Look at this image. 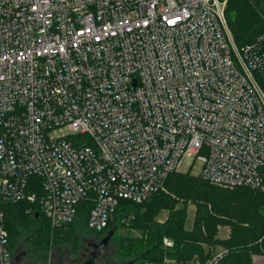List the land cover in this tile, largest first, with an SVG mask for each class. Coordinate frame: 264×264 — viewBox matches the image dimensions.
Returning <instances> with one entry per match:
<instances>
[{
    "label": "built area",
    "instance_id": "2783aa9c",
    "mask_svg": "<svg viewBox=\"0 0 264 264\" xmlns=\"http://www.w3.org/2000/svg\"><path fill=\"white\" fill-rule=\"evenodd\" d=\"M227 2L0 0V264L7 204L99 232L195 163L264 191V31L239 46Z\"/></svg>",
    "mask_w": 264,
    "mask_h": 264
},
{
    "label": "trees",
    "instance_id": "16d2710c",
    "mask_svg": "<svg viewBox=\"0 0 264 264\" xmlns=\"http://www.w3.org/2000/svg\"><path fill=\"white\" fill-rule=\"evenodd\" d=\"M225 13L239 46L254 42L264 31V0H228ZM190 204L195 205V214L188 227ZM35 206L19 202L5 207L12 254L23 239L29 246L27 256L46 264L53 248L80 246L90 230L85 214L72 225L53 227ZM163 212L166 215L160 218ZM122 227L138 234H120ZM109 228H115L113 259L125 263L208 264L221 252L216 264H253L254 255H264V191L228 188L191 172H173L165 190L141 203L123 201ZM222 229L226 235H221ZM165 238L173 244L166 246Z\"/></svg>",
    "mask_w": 264,
    "mask_h": 264
},
{
    "label": "rangeland",
    "instance_id": "374dc122",
    "mask_svg": "<svg viewBox=\"0 0 264 264\" xmlns=\"http://www.w3.org/2000/svg\"><path fill=\"white\" fill-rule=\"evenodd\" d=\"M228 4V2H227ZM198 164L195 163L194 166H193V170H192V174L195 173V171H197L198 169ZM186 166H184L185 168ZM183 168V169H184ZM194 214H195V205L193 204H190L188 206V212H187V221H186V225L188 227H190L193 223V219H194ZM166 215V212H163L160 216V218H163L164 216ZM118 233L120 234H138V231H135V230H128L126 228H119L118 229ZM117 234V232H116ZM227 234V231L226 229H222L221 231V235H226ZM84 236H86V232L83 234ZM68 245H63L61 247H55L52 249L51 253H50V256H49V260L46 264H53L55 262H57L61 257H63V255L65 254V250L67 248ZM109 249V252L106 254L107 258L109 260L112 261V264H124L126 261L124 260H116V259H113L114 258V251H115V243L114 241H111L110 244L108 245L107 247ZM26 251V254L24 256L21 257V259L19 260L18 263H15L14 262V257L16 254H20L22 253L23 251ZM29 250V246L27 245L26 241L21 239L20 242H18V246L17 248L13 251V263L14 264H36L34 261H32L30 259L28 255V251ZM220 250V248L218 249Z\"/></svg>",
    "mask_w": 264,
    "mask_h": 264
},
{
    "label": "flooded vegetation",
    "instance_id": "af4514ba",
    "mask_svg": "<svg viewBox=\"0 0 264 264\" xmlns=\"http://www.w3.org/2000/svg\"><path fill=\"white\" fill-rule=\"evenodd\" d=\"M111 229L113 228H107L103 233H96L92 230H88L86 236L82 237L78 248L67 246L65 254L60 258L59 263L85 264L89 260L91 252L94 250L93 245L99 243ZM111 241H113V237L109 240L108 244L104 247V251L95 259L93 264H112V261L106 256L109 252L107 247Z\"/></svg>",
    "mask_w": 264,
    "mask_h": 264
},
{
    "label": "water",
    "instance_id": "95a60500",
    "mask_svg": "<svg viewBox=\"0 0 264 264\" xmlns=\"http://www.w3.org/2000/svg\"><path fill=\"white\" fill-rule=\"evenodd\" d=\"M39 214L37 213L36 216ZM115 234V228L111 229L108 234L102 238V240L99 243H96L93 245L94 250L90 254L89 260L85 264H93L95 262V259L104 251V247L108 244L109 240L114 236ZM26 254V251L24 250L20 254H16L14 257V262L18 263L22 256ZM63 264V263H61ZM125 264H133L132 261H129Z\"/></svg>",
    "mask_w": 264,
    "mask_h": 264
},
{
    "label": "crops",
    "instance_id": "0c3cea01",
    "mask_svg": "<svg viewBox=\"0 0 264 264\" xmlns=\"http://www.w3.org/2000/svg\"><path fill=\"white\" fill-rule=\"evenodd\" d=\"M253 264H264V255H254Z\"/></svg>",
    "mask_w": 264,
    "mask_h": 264
}]
</instances>
